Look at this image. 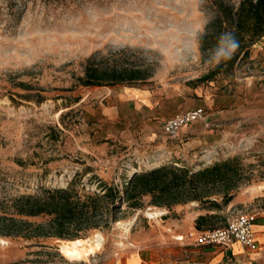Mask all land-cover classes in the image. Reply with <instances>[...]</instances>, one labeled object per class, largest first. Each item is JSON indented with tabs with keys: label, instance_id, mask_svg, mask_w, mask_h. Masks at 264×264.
<instances>
[{
	"label": "rangeland",
	"instance_id": "rangeland-1",
	"mask_svg": "<svg viewBox=\"0 0 264 264\" xmlns=\"http://www.w3.org/2000/svg\"><path fill=\"white\" fill-rule=\"evenodd\" d=\"M210 2L0 0V215L12 213V199L68 183L82 195L101 193L103 184L123 191L133 173L157 162L197 172L238 159L244 178L236 193L251 189L253 203L208 212L197 203L155 206L151 196L141 209L117 201L108 224L81 239L101 243L90 262L137 250L168 264L181 249L197 248L175 240L192 229L191 218L216 214L221 226L264 209V38L251 48V64L215 72L223 60L209 62L213 52L200 42L215 17ZM92 57L103 67L142 71L146 80L83 87L78 79ZM127 89L151 99L120 109L117 93ZM202 98L204 119L168 139L166 121ZM64 242L0 236V264H67Z\"/></svg>",
	"mask_w": 264,
	"mask_h": 264
},
{
	"label": "trees",
	"instance_id": "trees-1",
	"mask_svg": "<svg viewBox=\"0 0 264 264\" xmlns=\"http://www.w3.org/2000/svg\"><path fill=\"white\" fill-rule=\"evenodd\" d=\"M208 7L215 17L200 39L201 50L214 52L223 35H230L236 42L231 57L223 60L215 72H231L251 64V48L264 38V0H241L238 3L211 0ZM78 80L83 87L103 88L138 84L146 77L139 70L103 67L92 57L87 60L84 76ZM243 178L239 160L231 159L197 172L174 167L138 172L128 178L123 191L103 184L101 193L82 195L68 183L66 188L43 189L34 195L12 199L9 205L12 213L0 215V236L76 241L87 237L93 230L103 229L112 219L113 210L118 209L115 206L117 201L124 200L130 208L141 209V200L145 196H151L153 205L168 209L173 205L197 203L200 210L219 212L236 197ZM217 198H222V202L219 203ZM35 217H47L48 222L36 224L29 221ZM216 219V214L200 215L196 229L220 227L216 226Z\"/></svg>",
	"mask_w": 264,
	"mask_h": 264
},
{
	"label": "crops",
	"instance_id": "crops-1",
	"mask_svg": "<svg viewBox=\"0 0 264 264\" xmlns=\"http://www.w3.org/2000/svg\"><path fill=\"white\" fill-rule=\"evenodd\" d=\"M118 107L121 109L125 105L135 104L136 106L145 105L147 101H150L151 97L140 89H127L119 91L118 93ZM206 100L203 98L199 100V103L193 105L189 110H194L205 105ZM103 106V105H102ZM99 107L97 113H101ZM251 192V189L240 190L233 201L230 203V208L237 207L242 204H251L255 200V196L249 197L247 194ZM183 208V207H181ZM195 218H191V221L187 229L195 228ZM190 230V231H191ZM254 231L256 233V239L259 245L257 251H252L247 247L242 246L239 243L233 244L231 247H197L194 249L180 250V259L176 262L168 264H264V209L257 212L256 220L254 223ZM189 232V231H188ZM186 234V233H185ZM186 246V245H185ZM67 264H159L151 259L143 258L140 251L130 250L122 255L106 256L103 261L93 262H75L69 261Z\"/></svg>",
	"mask_w": 264,
	"mask_h": 264
},
{
	"label": "built area",
	"instance_id": "built-area-1",
	"mask_svg": "<svg viewBox=\"0 0 264 264\" xmlns=\"http://www.w3.org/2000/svg\"><path fill=\"white\" fill-rule=\"evenodd\" d=\"M204 117L205 110L203 108L179 113L166 121L164 134L170 140H178L183 129L203 120ZM255 220V213L239 212L229 218L223 226L205 230L193 229L186 234L176 236L175 240L183 245L196 247L228 248L239 243L252 251H257L259 245L254 231Z\"/></svg>",
	"mask_w": 264,
	"mask_h": 264
},
{
	"label": "bare ground",
	"instance_id": "bare-ground-1",
	"mask_svg": "<svg viewBox=\"0 0 264 264\" xmlns=\"http://www.w3.org/2000/svg\"><path fill=\"white\" fill-rule=\"evenodd\" d=\"M160 166V162H157L151 166V170L159 168ZM149 215L152 217L156 214ZM128 232L130 233V230ZM99 251H101V243L97 242L94 244L90 239L64 242L60 248V253L64 258L75 262L89 261L90 257L96 255Z\"/></svg>",
	"mask_w": 264,
	"mask_h": 264
},
{
	"label": "clouds",
	"instance_id": "clouds-1",
	"mask_svg": "<svg viewBox=\"0 0 264 264\" xmlns=\"http://www.w3.org/2000/svg\"><path fill=\"white\" fill-rule=\"evenodd\" d=\"M235 48L236 42L230 35L221 36L209 62H215L218 64L221 60L229 59L235 51Z\"/></svg>",
	"mask_w": 264,
	"mask_h": 264
},
{
	"label": "water",
	"instance_id": "water-1",
	"mask_svg": "<svg viewBox=\"0 0 264 264\" xmlns=\"http://www.w3.org/2000/svg\"><path fill=\"white\" fill-rule=\"evenodd\" d=\"M137 173H135L134 175H136Z\"/></svg>",
	"mask_w": 264,
	"mask_h": 264
}]
</instances>
